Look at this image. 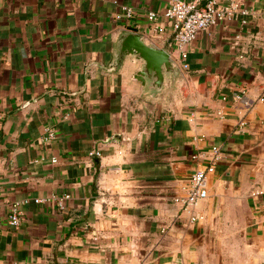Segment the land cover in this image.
Wrapping results in <instances>:
<instances>
[{"label": "crops", "instance_id": "crops-1", "mask_svg": "<svg viewBox=\"0 0 264 264\" xmlns=\"http://www.w3.org/2000/svg\"><path fill=\"white\" fill-rule=\"evenodd\" d=\"M170 1L0 0V264H264V0L199 33L187 69ZM122 29L171 53L176 95L142 103L132 58L103 68ZM213 144L209 195L182 210L191 154Z\"/></svg>", "mask_w": 264, "mask_h": 264}, {"label": "built area", "instance_id": "built-area-1", "mask_svg": "<svg viewBox=\"0 0 264 264\" xmlns=\"http://www.w3.org/2000/svg\"><path fill=\"white\" fill-rule=\"evenodd\" d=\"M125 16L131 18L134 11L129 6H123ZM250 11L243 8L240 0H171L162 13L171 25V40L169 47L183 65L188 68L187 58L189 48L196 40L199 33L207 30L209 27L218 24L221 21L237 18L239 16H247ZM161 14L154 10L147 12V18L151 22L154 32L159 33L162 27L158 24ZM246 23V20H243ZM171 54V53H170ZM236 98H241L236 94ZM223 97V100H226ZM53 131L48 130V137H53ZM89 155L101 156L98 150H92ZM224 154L219 145L213 144L209 148L195 151L191 154V160L197 163L195 170L189 177L187 183L182 187L183 193L175 196L174 201L182 208V210H191L200 202L207 199L208 177L214 173L217 164L221 162ZM55 161V160H53ZM260 193L256 192L255 194ZM39 203L41 199H35ZM29 203L28 199L16 202L12 205L8 222L14 227H18L23 221V206ZM203 216L193 215V220L202 219ZM178 264V263H176Z\"/></svg>", "mask_w": 264, "mask_h": 264}, {"label": "water", "instance_id": "water-1", "mask_svg": "<svg viewBox=\"0 0 264 264\" xmlns=\"http://www.w3.org/2000/svg\"><path fill=\"white\" fill-rule=\"evenodd\" d=\"M128 58L140 62L132 79L141 83L142 103L155 102L162 96L169 100L187 83L183 70L165 48L148 42L139 32L122 29L113 43V59L103 68L118 73ZM119 138L120 135L114 136Z\"/></svg>", "mask_w": 264, "mask_h": 264}]
</instances>
